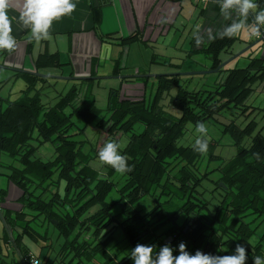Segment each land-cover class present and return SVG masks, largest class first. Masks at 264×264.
<instances>
[{"label":"trees","instance_id":"trees-1","mask_svg":"<svg viewBox=\"0 0 264 264\" xmlns=\"http://www.w3.org/2000/svg\"><path fill=\"white\" fill-rule=\"evenodd\" d=\"M255 2L259 5L257 11L264 9V0ZM248 23H252L251 16ZM136 37L132 34L117 40L119 44H128ZM237 40L236 36L225 37L205 44L202 52L210 60L208 70L219 66L220 54ZM259 43L264 46V41ZM7 54L0 50V71ZM33 64L36 73L62 66L56 53L39 54ZM167 65L179 69V65ZM224 67L217 73L225 72V78L213 91L179 88L169 97L168 105L180 113L178 118L165 112L160 104L164 95L178 86L180 77L171 75L155 78L149 101L144 92L141 97L120 98L118 90H109V115L98 121L102 111L93 100H77L76 82L49 105L42 103L38 94L48 79L13 71L12 77L21 79L24 89L13 101L0 96V154L15 161V165L0 164V169L7 171H0V264H14V252L19 262L26 264L28 257L34 255L24 247L25 240L54 247L52 239L56 240L54 264H133L131 258L124 260L137 243L154 246L158 253L167 238H171L167 244L174 249V256L179 254V243L184 242L191 254L200 250L231 255L241 244L247 250L246 264H253L254 256L264 258V232H258L264 224V107L246 103L254 89L264 83V57L249 59L244 68ZM138 79L143 87L149 80ZM8 80H1L0 87ZM229 108L239 111L238 115L244 118L254 117L242 128L233 121L223 126L222 134L229 136L235 148L229 160L215 155L218 145L210 140L204 154L193 150L196 139L189 145H179L187 125L195 127L197 122L212 120ZM74 115L84 123L76 134L84 133L96 121L106 140L116 142L118 134H129L120 151L134 167L122 174L124 180L116 189V200L106 202L116 171L110 167L105 173L89 165L91 157L82 154L83 142L69 133ZM257 116L260 124L255 121ZM136 124L143 126L142 132H133ZM33 141L38 146L49 143L53 158H34L38 146H33ZM257 152L259 159L254 156ZM204 159L223 162L210 171L200 172L199 163ZM214 171L218 178L211 181L213 189L206 197V190L200 189L202 181H210L209 175ZM10 186L20 193L15 201L18 210L3 207ZM145 196L153 198L154 203L141 213L134 204ZM114 207L119 208L117 214H111ZM115 229L120 230L129 247V252L122 256L110 249ZM40 259L41 264H46V259Z\"/></svg>","mask_w":264,"mask_h":264},{"label":"rangeland","instance_id":"rangeland-1","mask_svg":"<svg viewBox=\"0 0 264 264\" xmlns=\"http://www.w3.org/2000/svg\"><path fill=\"white\" fill-rule=\"evenodd\" d=\"M258 39H254L250 32L245 30L240 33V40L233 44V46L226 52H223L220 54V59L222 62L228 61L232 57L239 55L235 59H233L231 62H229L226 67H224V70H232V69H239L244 68L249 59L251 58H260L262 57V52H264V46H262V43L256 42ZM170 42L167 38L164 42L160 43H149L143 46H132L130 51V57L128 58V61L126 65H121L120 71L124 74L122 77L127 78V81H132V83H136V88L132 89L130 87H125L121 90H119L120 86V80L113 79V78H105V76H100L105 79H97L94 80L91 83H84L81 85H78L77 81H65V80H56L55 79H48L47 83L44 84V87L39 89L38 94L40 97V100L44 104L52 105L56 102V97L58 94H65L67 90L71 87L70 85H73L75 82V85L79 87V97L77 100L80 102V98L84 99L86 103L93 100L95 106L100 109L101 115L97 119L100 120L101 118L106 119L109 115L108 112H106V105H107V99H108V93L109 90H118L120 98H135V97H141L144 92V98L146 101H149L153 95V92L155 90V79L149 78L148 82H146L145 86L143 87V84L139 81V77L143 75H157V74H175L179 72H199V71H208V67L210 66V60L208 59V56L204 53L197 54L191 59H186L185 56L179 51H176L180 48L182 45V41L178 44L168 43ZM177 46V47H176ZM139 47V49H138ZM174 47H176V50H174ZM188 48V47H187ZM147 51L144 53L143 51ZM245 50V51H244ZM156 54V55H155ZM152 55H155L157 58L156 62L157 64H154L151 62L150 58ZM168 60V61H166ZM173 64V65H180L179 69L181 68V71H177V69L168 66L167 63ZM125 67V68H124ZM136 67L140 68V72L136 73L135 69ZM40 72V71H39ZM42 72V73H41ZM40 75H47L51 77H67L58 75L60 74L58 69H43L41 71ZM100 72V71H99ZM13 71L10 70H1L0 71V81L6 79L8 76L10 79L8 82L4 83L0 87V96L2 98H7L9 101H13L17 99L20 96V91L24 89V82L21 79H15L12 77ZM67 75V73H66ZM226 73L225 72H218L214 74H207V75H193V76H181L178 81L177 87H172L168 94L164 95V98L161 101V106L165 112L172 115L175 118H178L180 116V113L174 109L172 106L168 105V99L169 97H172L175 95L177 89H185L187 91H213L214 88L223 82L225 78ZM98 78V77H96ZM124 78V79H125ZM130 85L125 80L123 81V84ZM140 85V86H139ZM65 89H62V88ZM38 88V87H37ZM136 89V90H135ZM134 90V91H133ZM77 101V103H79ZM247 105L257 106V107H264V83L258 85L255 89L252 95L247 100ZM65 113H70V109H66ZM239 111L234 109H226L223 113L217 115L214 117V119L203 122L207 129H208V139L210 141L215 142L218 146L215 150V155L219 156L222 160L226 161L229 160L232 156L235 154V148L232 146V142L228 135L222 134L223 126L227 124L230 121H233L236 125L239 127H243L248 120L251 118H254L252 116L244 118L242 116L238 115ZM254 114V113H253ZM252 114V115H253ZM73 122V127L70 129L69 133L75 134L73 139H75L78 142L82 143V154L89 155L91 157V160L89 161V165L97 169L101 172H107L108 169L111 166L103 164L99 158H98V152L103 147L105 143H107L109 140H106V134L104 131H100L97 126L96 122L92 123L88 127L85 128L84 133H78L76 134L80 129L83 128L84 123L83 121L76 115L72 116L71 118ZM255 121L260 124L259 117H255ZM143 126L141 124H136L133 128L134 133L142 132ZM187 132L185 133V136L179 141L180 146H186L189 145L192 140H195L197 136L199 135L196 132V126L187 125L186 126ZM128 135L118 134L116 138V142H118L121 146L120 149H122L127 140ZM115 141V140H114ZM33 146H38V144L33 141L31 143ZM53 148L49 143H44L42 145H39L34 158L40 159L42 161H48L53 158ZM222 160L217 161H210L207 162L206 159H204L202 162L199 163V171H210L214 168H216ZM15 161L9 157H7L5 154H0V164L3 165H15ZM2 173H7L6 170L0 169ZM218 178L217 172H212V174L209 175V180H203L201 190L205 191V196H209V190L213 189V183L211 181H215ZM112 182L114 183L113 190L108 194L106 197V202L109 203L112 200L117 199V193L116 189L122 184L123 182V175L121 173L116 172L113 177L111 178ZM19 191L15 189V187L10 186L9 188V196L7 198L6 203L3 205V207H7L11 210H18L19 205L16 204V198L19 196ZM217 197V196H216ZM154 199L150 198L149 196L142 197L137 203L134 204V208L136 210H140L141 213L146 212L148 209H150L153 206ZM97 208V207H96ZM95 210V209H94ZM119 212L118 207H114L111 210V214H117ZM120 219V218H119ZM264 232V224L260 227L259 231ZM114 244L110 249H112L115 253H119L120 256L124 255V253L129 252V247L126 244V241L122 237V234L120 230L115 229L114 230ZM169 239V238H167ZM166 239V240H167ZM53 246L56 247V240L52 239ZM24 247L27 249V251L34 256L38 258H44L47 261L50 262L49 264H54L57 261L54 259V247L48 246L46 247L45 243L39 242V243H29L28 241L23 242ZM233 254V251L231 252V255ZM13 260L14 264H21L18 259L17 253L14 252V257L11 258ZM43 260V259H42ZM12 261L10 260V263Z\"/></svg>","mask_w":264,"mask_h":264},{"label":"crops","instance_id":"crops-1","mask_svg":"<svg viewBox=\"0 0 264 264\" xmlns=\"http://www.w3.org/2000/svg\"><path fill=\"white\" fill-rule=\"evenodd\" d=\"M73 2L76 9L70 15L53 21L47 39L36 41L31 38L30 30L19 22L22 0H12L9 17L12 19V35L17 41V47L4 57L3 65L7 69L1 70L35 72L33 61L37 55L56 53L62 66L48 67L44 70L58 69L60 72L58 75L67 77L123 76L120 67L122 63L126 65L132 46L162 43L167 38L170 41L168 43L174 42V45L182 41L180 48L176 50V46L174 50L181 52L186 59H191L203 53L202 49L208 42L207 30L211 29L214 34L231 23V20L221 15L219 5L213 0H73ZM235 18L234 14L233 19ZM161 19H167L168 23L161 24ZM197 28L204 37V42L199 46L193 36ZM132 34L137 36L136 39L128 44H119L117 39ZM236 37L238 42L240 34ZM155 55L153 63L157 64ZM177 71H181V68ZM135 72L139 73L140 68L136 67ZM6 78L10 79L8 76ZM126 82L130 85H126L125 82L123 84L120 80L119 90L126 86L132 89L137 87L132 81ZM39 260L41 262L40 258Z\"/></svg>","mask_w":264,"mask_h":264},{"label":"clouds","instance_id":"clouds-1","mask_svg":"<svg viewBox=\"0 0 264 264\" xmlns=\"http://www.w3.org/2000/svg\"><path fill=\"white\" fill-rule=\"evenodd\" d=\"M220 7V13L225 19L231 20L222 30L213 34L207 30V40L233 38L242 31H249L251 35L260 36L264 29V9H260L255 0H213ZM12 0H0V50L9 53L15 51L17 41L12 35V19L9 17V9ZM76 9L73 0H22L19 11V22L30 30L31 38L36 41L47 39L53 21L70 15ZM235 14V19L233 15ZM249 16L252 23H248ZM161 24L168 23L167 19H161ZM197 46L204 42L200 30L193 33ZM196 132L199 134L193 144V150L204 154L208 151L209 139L208 129L203 122H197ZM120 144L115 141H108L98 152L99 160L111 166L116 172L124 174L133 171L134 166L128 164V158L121 154ZM259 159L260 153H254ZM179 254L174 256L172 246L166 244L160 247L158 253L154 246L137 243L131 250L130 258L133 264H246L248 258L244 245L237 244L232 255H212L197 250L191 254L186 250V244L180 242L178 245ZM253 264H264V258L254 256ZM31 264H40L39 260L31 257Z\"/></svg>","mask_w":264,"mask_h":264},{"label":"water","instance_id":"water-1","mask_svg":"<svg viewBox=\"0 0 264 264\" xmlns=\"http://www.w3.org/2000/svg\"><path fill=\"white\" fill-rule=\"evenodd\" d=\"M260 41H264V35H262L256 42H260ZM245 51V50H244ZM243 53V52H241ZM238 54L237 56L235 57H232L231 59H229L228 61H225V62H221L219 64V66L214 69V70H208V71H199V72H179V73H175V74H157V75H143V76H140L139 78H158V77H161V76H171V75H177L179 77L181 76H193V75H207V74H214V73H217V71L221 70L224 66H226L229 62H231L233 59H235L236 57H238L239 55ZM2 67V66H1ZM2 69H7L6 67H2ZM18 72H22V73H28V74H31L35 77H39V78H44V79H55L57 78V80H65V81H68V80H71V81H86V80H89V79H93V80H97V79H100V78H96V77H93V78H90V77H51V76H47V75H40L36 72H31V71H24V70H19ZM106 78V77H105ZM105 78H101V79H105ZM108 78H113V79H117V80H123L124 77L122 76H113V77H107ZM219 186L224 188V186L222 185V183H219ZM171 241V238L167 239L164 241V244H167ZM130 258L127 257L124 261L128 260Z\"/></svg>","mask_w":264,"mask_h":264},{"label":"built area","instance_id":"built-area-1","mask_svg":"<svg viewBox=\"0 0 264 264\" xmlns=\"http://www.w3.org/2000/svg\"><path fill=\"white\" fill-rule=\"evenodd\" d=\"M262 34L260 36H255V35H251L254 39H259L262 35H264V29L261 30ZM31 257L35 258L34 256H30L27 259V263L26 264H31ZM37 259V258H36ZM39 260V259H38ZM40 262V260H39ZM41 264V262H40Z\"/></svg>","mask_w":264,"mask_h":264}]
</instances>
